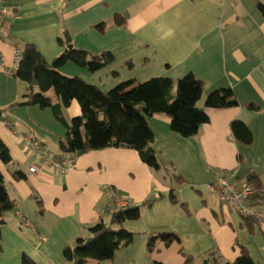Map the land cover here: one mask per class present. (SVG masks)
Returning a JSON list of instances; mask_svg holds the SVG:
<instances>
[{"label":"crops","instance_id":"1","mask_svg":"<svg viewBox=\"0 0 264 264\" xmlns=\"http://www.w3.org/2000/svg\"><path fill=\"white\" fill-rule=\"evenodd\" d=\"M0 1L11 8L0 25V54L7 67L14 63L15 50L24 53L26 45H34L53 64L68 35L89 58L110 52L115 59L95 73L69 62L59 72L71 73L70 78L109 91L128 81H176L192 73L204 83V96L231 89L240 105L212 109L200 103L210 122L189 139L171 130L168 116H147L155 135L153 148L162 163L174 169L172 179L154 173L127 148L72 156L61 143L66 145L68 125L81 115L79 104L63 107V122L51 109L21 105L30 87L38 92L37 86L0 69V138L13 158L10 164L0 161V170L15 204L2 226L0 264H23L25 255L36 264H69L64 258L67 247L90 238L89 227L101 220L110 225L113 191L128 198L131 208L172 190L179 203L167 196L143 206L138 221L125 223L126 230L134 227L133 243L142 256L129 253V247L117 252L111 264H183L180 250L196 259L217 250L234 262L241 246L264 250V232L260 236L252 223L247 229L239 225L236 209L213 204L218 197L212 190L224 170L236 172L239 185L246 184L251 173L264 181V17L258 10L264 0ZM235 119L248 125L251 145L235 140L230 129ZM28 140L39 141L52 159L74 157L75 168L64 174L38 160ZM32 167L37 171L30 172ZM15 171L25 178L17 180ZM164 232L178 234L180 243L166 247L157 241L159 251L150 253V239Z\"/></svg>","mask_w":264,"mask_h":264},{"label":"trees","instance_id":"2","mask_svg":"<svg viewBox=\"0 0 264 264\" xmlns=\"http://www.w3.org/2000/svg\"><path fill=\"white\" fill-rule=\"evenodd\" d=\"M258 10L264 17V3L258 5ZM65 40L64 51L51 65L34 45H26L15 76L27 84H32L35 79L38 82V92L30 87V92L24 97L26 101L21 105L38 106L43 110L51 109L55 118L63 122L61 117L63 107L67 108L76 101L81 108V115L73 118L68 125L66 145L61 143L63 150L72 153V156L79 152L121 148L124 144L127 149L136 151L152 170H164L167 173L170 169L174 172L172 167L166 170L158 162L153 148L155 135L148 125L147 116H168L172 121L171 130L174 133L186 139L197 136L201 127L210 122L207 112L201 110L198 105L204 99V83L191 73L176 81L167 77L153 78L138 84L128 81L112 90L104 91L79 77H66L59 69L69 62H74L95 73L112 63L115 60L114 55L105 52L89 58L86 51L73 46L68 35ZM59 42L63 44L61 38ZM203 101L206 108L212 109L240 107L231 89L212 92L205 96ZM250 108L253 106L250 105ZM3 114L4 111L0 110V120L4 118ZM230 129L236 141L244 145L253 143V134L245 122L235 119ZM0 161L3 164H10L13 161L8 147L1 138ZM13 176L17 180L25 178L21 171H15ZM246 184L255 190L250 199V206L257 215L253 207L260 204V200L264 198V181L260 176L251 173ZM167 196L179 203L173 190ZM167 196L158 195L148 199L141 207L136 206L110 214L109 226L104 220L90 226V238L79 239L73 246L67 247L64 258L69 264H87L90 260L99 262L113 260L117 250L127 248L134 240V234L126 230L125 223L138 221L143 206L149 207ZM184 207L187 209L186 205ZM14 208V201L10 197L5 177L0 170V240L5 215ZM242 218H245L247 224L253 219L246 216ZM157 241L171 247L180 243V237L173 232L158 233L148 243L150 253L155 249ZM240 249V256L234 262L226 261L217 250L210 251L201 259L183 255L181 250L180 253L184 257L183 264H257L246 247L241 246ZM23 264L36 263L25 255ZM151 264L163 263L154 261Z\"/></svg>","mask_w":264,"mask_h":264},{"label":"built area","instance_id":"3","mask_svg":"<svg viewBox=\"0 0 264 264\" xmlns=\"http://www.w3.org/2000/svg\"><path fill=\"white\" fill-rule=\"evenodd\" d=\"M10 11V8L3 6L0 1V25L5 19L6 15L10 13ZM22 54L23 50L21 48H17L15 50L14 63L11 67H7L4 58L0 54V69L6 70L9 74H15L19 67ZM28 143L32 148V152L38 160H43L47 165L54 164V166L57 167L63 166V163H61L62 161H51L52 159H48L45 156V152L39 141L28 140ZM68 167H66L68 170H72L75 168L73 160H70L68 162ZM66 168L62 170L64 171ZM36 171V167H32L30 169V172L32 173ZM212 190L217 195L219 201L225 206L240 211L241 214L246 217L257 216L252 208L248 206L249 199L254 195L255 190L253 187L247 184L239 185V183L237 182L236 172L231 170L222 171L217 177L215 183L212 185ZM114 201V208L116 212L128 210L132 206L130 200L119 193H116L114 195ZM40 240L42 241L43 237H40Z\"/></svg>","mask_w":264,"mask_h":264},{"label":"rangeland","instance_id":"4","mask_svg":"<svg viewBox=\"0 0 264 264\" xmlns=\"http://www.w3.org/2000/svg\"><path fill=\"white\" fill-rule=\"evenodd\" d=\"M10 10H11V8H10ZM11 12V11H10ZM8 15V14H7ZM6 15V16H7ZM70 75H68V76H66V75H64V76H66V77H69L70 78V76H72V74L71 73H69ZM204 99H205V96H204ZM204 99H202L200 102H199V104L198 105H200V103H203L204 101ZM71 114V113H70ZM69 114V115H70ZM60 125H62V124H60ZM48 144H50L49 142H48ZM58 145V144H57ZM49 150H50V152L52 153V154H55L56 153V150L55 149H53L52 147H49ZM45 152V151H44ZM45 156L48 158V159H52V158H50L46 153H45ZM73 158L74 157H67V158H64V159H61V160H56V159H52L51 161H53V160H55V161H62L61 163H63V166L62 167H57V166H54V164H51V165H49L50 167H53V168H55L57 171H59V172H61V173H64L65 174V172H68V171H70V170H68L66 167H68V162L70 161V160H73ZM157 159H158V162H159V164H161L162 165V167L165 169L166 168V170L167 169H169L170 167L169 166H166V165H164L163 163H162V160L158 157V155H157ZM64 168H66L64 171L62 170V169H64ZM69 168V167H68ZM154 173H158V175H160V176H165V174H167V176L169 177V178H172V179H175L174 177H171V173H173L170 169H169V172H165L164 170H161V171H154V170H152ZM176 174V173H175ZM177 175V174H176ZM263 178H264V175H263ZM178 179H176V181H177ZM116 193H113V195H112V208H111V210H110V214H112V213H117L116 211H115V208H114V206H115V201H114V195H115ZM252 199V198H251ZM249 201H250V199H249ZM261 202H263V203H261ZM213 204H216L217 206H219V207H225V206H223V204L216 198V197H214L213 198ZM255 210H256V212H257V216L256 217H252L253 219L252 220H250L249 221V223H252L251 225H252V228H254L255 230H256V232L261 236L262 235V232H264V198H263V201H261L260 200V204H256L254 207H253ZM235 211V213L238 215V217H237V219L239 220V225L240 224H245L244 226H245V228L247 229L248 227H249V224H247L246 223V221H245V218H242L239 214H238V211L236 212V210H234ZM235 214V215H236ZM257 219H261V220H257ZM130 222H134V221H129L128 223H130ZM127 223V224H128ZM129 230H130V228H134L133 226H129V227H127ZM128 230V231H129ZM130 233H133V232H131V230L129 231ZM134 234V233H133ZM37 236L40 238L41 237V234L40 233H38L37 234ZM147 237V239H148V236H146ZM134 241V240H133ZM138 241L139 240H137V244H138ZM148 241V240H147ZM135 243V242H134ZM134 243L132 242L128 247H127V249L130 247V252L129 253H132L133 255L134 254H136L137 256H142V252L140 251V249L139 248H137L136 246H134ZM248 246H250V245H248ZM124 250H126V248H121V249H119V250H117L116 251V253L117 252H119V253H122ZM149 250V249H148ZM249 250H250V253H251V255H252V257L255 259V261H256V263L257 264H263V262H264V250H259L258 251V249H256V247L255 246H252V247H250L249 248ZM159 250L158 249H154L153 250V253L155 254V253H157ZM150 252V251H149ZM115 253V254H116ZM235 261V260H234ZM232 262H233V260H232ZM108 263H112L111 261H102V262H99V261H94V260H91L90 262H89V264H108Z\"/></svg>","mask_w":264,"mask_h":264},{"label":"water","instance_id":"5","mask_svg":"<svg viewBox=\"0 0 264 264\" xmlns=\"http://www.w3.org/2000/svg\"><path fill=\"white\" fill-rule=\"evenodd\" d=\"M32 85H33V86H37V85H38V82L34 79L33 82H32ZM121 148H127V146L124 145V144H122V145H121ZM83 153H84V152H79V153H77V156H81Z\"/></svg>","mask_w":264,"mask_h":264}]
</instances>
